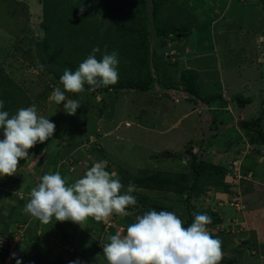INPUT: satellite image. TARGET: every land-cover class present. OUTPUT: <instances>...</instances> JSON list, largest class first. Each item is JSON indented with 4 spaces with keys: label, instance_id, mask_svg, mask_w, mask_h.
Returning <instances> with one entry per match:
<instances>
[{
    "label": "rangeland",
    "instance_id": "rangeland-1",
    "mask_svg": "<svg viewBox=\"0 0 264 264\" xmlns=\"http://www.w3.org/2000/svg\"><path fill=\"white\" fill-rule=\"evenodd\" d=\"M16 1L11 2L10 0H0V24L5 23L8 28L12 26L11 28L15 33L13 40H8L9 44H7L9 46L7 49L5 48L0 51L3 57L7 59V56L13 50L11 52L12 55L8 58L9 63L12 64L11 68L7 71V73H4L2 69L0 70V100L4 103V107L3 109H0V111H7L9 113V117H11L16 114L18 109L34 105L36 106L39 115L50 119L56 125L53 137L42 143L44 145L41 146L42 150H39V153L35 152V148L37 144H39L37 143L29 150V157L20 161V170L24 169L26 164L25 162H27V160L31 162L34 159L35 161V159L41 158L42 153L46 152V154L50 155V152H52V155L55 158L54 154L58 150L57 145H59L61 137L63 146L56 154V156H58L57 159L59 160L56 162L57 167L64 168L68 175L71 173L81 174L82 172L81 176H83V174L95 162L107 161L106 170L116 172L117 177L125 186V189L130 182L133 183L132 179L135 178L139 179L161 172L172 174L187 173L190 152H193V149H197L195 153L201 161L203 160L205 163L216 165L222 170L229 164V171L231 169L230 165H232V171H235L237 176L239 173L247 171H244L242 166L245 165V167H247V163L245 162L247 160L249 161L250 158L253 159V157L255 158V161L253 160V164L255 165L256 163L255 167L258 169V172H262L264 170V164L258 166L257 162V160H264V151L260 149L261 146L250 142V137H256L255 134L251 136V133L240 129L237 134L239 136L241 135L240 137L243 139V141L240 140L241 142L236 141L237 138H235L232 133L226 135L227 147L228 143H235L238 146L242 145V148L240 147V151L236 153L237 155L240 154V157H234V159H230L228 157V162L223 158L219 160L220 156L224 155V153H222V149H219L221 150V153L212 149L207 150V152L204 151L205 146H209V142H214V140H212L213 136H220L223 134L220 138L225 140V132H221L223 130V125L219 124L218 121H215V127L211 129V125L208 126V117H202L200 120L201 125L196 124V127L198 126L199 128L197 129L194 126L197 121L193 119L191 115V117L188 118L187 116L183 120L179 121L173 128L171 127L177 121V117L175 116L176 113L169 111L164 114L163 110L168 108L166 102L172 104L174 98L173 100L163 99L160 102V99L157 98L167 95L168 90H165V84L172 80V76H170L169 72V66L172 63L171 61L174 60V52L172 50H154L155 56L162 55L165 57L166 62L164 65H155V67H153L154 74L155 71H160L161 75L159 78H157L156 75H153L155 77V82L154 87L150 90L151 92H135L131 89H122L111 90L108 93L90 91H83L79 94L66 93L69 99L79 100L81 105V107L77 109L75 115H68L64 111L63 104L58 105L49 99L55 88L60 87L61 90H63V88L62 85L48 73L46 66L42 62L43 54L41 51V42L45 39V32L41 28L43 22L45 21V26L49 29L50 38L48 43L51 44L49 47L53 50V58L57 57L59 59L61 57L73 59L79 67L80 63H82L87 56L91 54L93 47H99L101 45L105 35L111 36L113 40V32L108 31V29L113 28L114 30L117 28L120 19H125V24L127 23V26L135 24V27L138 26L139 22L137 21H140V19H130V14H127V17L119 16L125 5L121 4L123 0ZM44 1H46L47 4H51L56 10V13H58L57 19H46V17L43 16L44 5H46V2ZM207 1L208 0H198L196 4H192V2H190L189 11L187 8L183 7V0H171V7L173 11L169 13H164L162 11L158 12V22L169 27L172 25L175 29L178 28V26L190 28L188 33H185L186 37L184 39H186L189 36H193V34H191L193 28L196 36L197 27L199 26L200 21L203 32L198 48L202 50L204 49L203 46H209L213 43L212 36L209 33L212 23L211 19H215L218 16V13L222 11L221 8L223 6L222 0H212L215 1L216 6L212 3H208ZM235 1L237 0H233V2ZM176 2L181 3V6L176 7L174 4ZM82 6L85 8L83 13L80 12V7ZM234 9L235 7L233 6L230 11H234ZM139 10L134 9V12L138 17V13H141ZM251 10L252 9L249 8L246 9L242 15L241 23L237 20L235 23L232 22V30L235 28L238 29L239 27H236L238 24H241L242 30L245 28L250 29L252 26L258 24L259 20L257 19L264 17V14L261 15L259 9H254V12H251ZM68 11L74 12L76 16L71 18L72 16L68 14ZM85 14H88L89 18L85 19L86 25H83V19H79L78 17L81 15L84 16ZM196 15H200V20L196 19ZM144 16L146 19V17H148V13L144 14ZM193 16L194 18H192ZM67 18H71L76 22L78 28L76 31H72L73 28L65 24ZM51 21L53 23H51ZM146 21H148L147 24L150 29L151 23L149 21H151V19ZM2 27L5 26L2 25ZM81 27L83 29H79ZM220 27L227 29V19L221 20L216 24L215 32H217V28ZM90 30H93L94 34H92V40L89 43L91 44V47L89 48L87 46L88 43L86 42V38ZM174 31L175 30L172 32ZM238 35L239 37L236 36L235 32L231 35H227V30H225L223 34L216 37V42L220 45L242 44L241 35ZM246 37L247 36H245L244 40ZM150 42L151 44L153 43L154 49L155 46H157L158 41L152 40L150 37ZM108 43L109 41L107 42V40L104 42V44ZM173 44L174 43H172V45ZM6 51L7 53L4 54L3 52ZM101 55L102 54H100V52L97 53V58L99 59ZM220 56L221 67L224 70V73L221 75V90H217L214 85L209 83V81L215 82V79L212 78L213 76L211 77L210 74L205 75L204 85L201 83L196 84L200 96L203 95V97H208V99H210L209 102L214 101L213 104L215 106L221 104L223 105L224 98L227 100V96L225 94L231 95V90L238 89L240 83L248 80L249 77L252 78L253 76H248L246 74L247 70L245 69V73H243L242 76L240 74V78L237 79L236 74L227 72V51H222ZM214 57L215 56L212 55L210 58L213 59V62L211 61L212 65H216L214 61L217 57H215V60ZM1 58L0 63L4 64L7 62ZM126 58L127 60L130 58L132 59L130 55L129 57L126 56ZM232 59L235 60L234 64L241 65L243 62V56L240 55L238 50H236V56L232 57ZM69 61L72 62V60ZM123 61L125 60L119 58L118 69L123 67ZM127 64H129V61H127ZM178 81L179 80L177 79L175 83L178 84ZM14 86L17 87L14 88ZM16 89L20 91L22 97H26L28 101V103L26 101L27 105L23 102L21 107L10 106L12 101H21L20 96L14 94ZM2 93L3 96H1ZM7 93L8 95L11 93L13 96L7 98ZM216 93H220L224 96L223 100H221L220 94L215 96ZM236 94L245 98L248 95V97L253 99V104H258L259 101L264 102V92L261 96H259L256 94L255 90H252L251 88L249 89L248 87H242L240 91L236 92ZM252 95L255 97L253 98ZM187 96L192 102H196L197 99H199L195 96ZM236 99L237 98H235V100ZM233 103L237 106L236 102ZM261 105H252L253 107H250V110L254 111L250 116V120H259L262 114H264L262 113L263 111L261 110ZM178 107L180 108L179 111H182L181 107L184 111H187L190 108L188 104L183 102L178 105ZM222 114L224 115L227 113L223 112ZM238 116H240L239 113L236 114L234 121H242V119H239ZM124 118L126 121L131 123L129 126H126L123 122H121ZM68 120L70 121L67 122ZM263 120L264 118L260 120L261 126L264 125ZM147 121L150 122L148 123L150 125H147ZM129 122H127V124H129ZM98 123H102V131L114 130L110 131L111 133L109 135L104 136L101 132L95 131L96 127L98 128ZM228 123H232V121H226V123L223 124ZM65 124H69L71 127V133L68 131L70 133L68 137H65V132H67V125L65 126ZM238 125L239 124H237V126ZM230 126L232 127V124L227 127ZM164 130L168 131L163 132ZM198 131H202L203 136H201L200 133L199 135L202 137L201 139L203 142L200 141L201 139L197 141L199 138L197 136ZM86 140L88 142L83 143ZM201 144H205L202 150L199 149L202 148ZM220 148H224V146L220 145ZM44 149L45 152H43ZM209 153L210 156H208ZM229 154L235 153L229 152ZM70 155L72 156L71 162L69 163L67 161V163H63V159L69 157ZM75 155H77V158H74ZM236 161L242 163V166L240 165L239 167V163ZM78 162H80V164ZM225 170L223 171L225 172ZM50 172L51 171L49 170L47 173ZM81 176L75 178H65L68 179L69 183H72L75 179ZM227 178L228 176L226 173L224 182L231 183V181L227 180ZM240 184H242V182ZM238 189L242 195L243 188L241 187L240 189V187L236 185L234 187H230L229 190L231 192L228 193H223L221 188H217L215 190L210 188L206 193V197L201 196L200 199H195L193 201L192 206H186L185 201L183 200V195H178L172 191L163 192V194H161L148 188L141 189L137 187V191L133 193L136 197L137 204L135 206H130L127 209V216L114 214L109 218V220L107 219V221L101 222H96L94 219L89 218L87 222L82 225L71 221L58 222L55 218H53L48 224H44L40 221L39 223L37 221V224L36 222L27 223V227L23 231V238L17 241L16 250L24 256L25 254L22 250L27 251L28 255H26V262L29 264H40V262L43 263L49 258L54 260V257L56 259L61 258L66 264H71V262L77 259L81 261V264H106L107 261L103 255L101 244L108 242V237L114 235V230L117 232L123 229L126 233L127 226L135 221V217L137 215H141L145 211L153 209L157 211H174L183 220L184 224L189 219L190 213L193 215L192 221L194 220L195 214L206 213L212 218L213 208L221 207L220 204L225 202L227 198L228 201H230L231 198L229 197L233 198L234 193L238 192ZM218 192L222 193L226 197H223L224 199L221 198L223 201H220L219 198L218 200L214 199L215 194ZM238 200L243 208L242 199ZM241 206L237 207L240 211ZM10 209L11 208L7 207L5 212L8 214ZM227 210L231 215L237 214L232 207L227 206ZM227 210L225 212H227ZM238 216L239 215H236L234 217ZM18 219L19 222H25L26 216L20 215ZM228 221L227 230L229 228ZM7 224V219L0 217V233L7 234ZM107 224L109 225L108 227L105 226ZM36 226H39L40 230L43 232L40 238L36 237V233H38L37 231L39 230V227ZM67 226H69V229ZM100 228H102V231ZM208 229L215 238V232L217 233V230H220L221 228L212 226ZM26 231L27 236L25 235ZM30 235L33 237H30ZM244 253L249 258L246 264H260L258 263L259 253L251 255L246 248H244ZM223 258L224 252H222L221 259ZM17 259H19L22 264V257L15 258L13 264H17ZM229 259L233 260L234 264H241L238 259V255L227 257V260Z\"/></svg>",
    "mask_w": 264,
    "mask_h": 264
},
{
    "label": "clouds",
    "instance_id": "clouds-1",
    "mask_svg": "<svg viewBox=\"0 0 264 264\" xmlns=\"http://www.w3.org/2000/svg\"><path fill=\"white\" fill-rule=\"evenodd\" d=\"M84 11L85 8L80 7V12ZM99 52L100 49L94 47L77 70L65 69L60 77L63 90L57 87L49 97L56 104H63L68 115H75L81 105L79 100L69 99L66 93H82L85 84L90 86L89 91H95L115 84L119 78L118 53L105 51L98 59ZM3 107L0 100V109ZM55 129L56 125L39 115L34 105L18 109L11 117L7 111H0V177L15 175L20 161L29 157V150L52 138ZM69 160L67 157L62 162ZM106 166L107 161L95 162L72 183L58 171L45 173L31 188L24 213L44 224L53 218L82 225L89 218L101 222L114 214L127 216V209L137 204L133 195L137 187L130 182L125 189L117 173L106 170ZM211 223L212 218L206 213L195 214L190 226L185 227L174 211L148 210L135 217L126 233L122 229L109 236L108 242L101 244L103 255L107 264H219L222 242L210 233L208 225ZM21 226L24 229L27 224ZM19 257L22 255L18 252L16 258ZM17 264H21L19 259ZM71 264H81V261L77 259Z\"/></svg>",
    "mask_w": 264,
    "mask_h": 264
},
{
    "label": "crops",
    "instance_id": "crops-1",
    "mask_svg": "<svg viewBox=\"0 0 264 264\" xmlns=\"http://www.w3.org/2000/svg\"><path fill=\"white\" fill-rule=\"evenodd\" d=\"M10 1L15 2L16 0H10ZM183 1H184L183 7L187 8L190 11L189 9L190 2H192V4L193 3L196 4L198 0H183ZM207 2L212 3L216 6L215 1L208 0ZM222 3H223V6L221 8L222 11L218 13V16L215 19H211L212 23H211V28L209 31V33L212 36V40H213V41L211 40L213 42L211 45L203 46L204 49L202 50L198 48V45L200 43V39L202 36V32H203L201 29L200 21H199V26L197 27L196 36L194 34V28H193V30L191 31L192 33L190 32L191 34H193L192 37L189 36L186 39L183 38L182 40L175 42L173 45L169 44L167 46V51L172 50L174 52V57H173L174 60L171 61L172 63L169 66V69H170L169 72L173 76H178L179 78L184 71H193L197 75L198 83H201L203 85L205 84V79H204L205 75L210 74V76L211 77L213 76L212 78L215 79V82L209 81V83L214 85V87L217 90L219 89L221 90L222 88L221 75L224 73V70L221 67V61H220L221 56L220 55L222 51H227V55H228L227 56L228 57L227 72L236 74L237 75L236 78L239 79L240 74L242 76V74L245 73V69H246L247 70L246 74L248 76L253 75L252 78L249 77L248 80H245L244 82L240 83V86L238 89L231 90L232 92L231 95L225 94L227 96V100L225 98L223 100L224 96H222L220 93H216V94H220L221 100H223V103H225L223 104L224 106L222 104L215 106L213 104L214 101L209 102L208 97H203V95L200 96V94L197 96V98L199 99H197L196 102H192L191 99L188 98V96L183 92V89H181V86H178L177 88H174V89H168L167 95H163L157 99H160L159 100L160 102L163 99L173 100L174 98L172 104L166 102L168 108H165L163 110L164 114L169 111H172V113L173 112L176 113L175 116L177 117V121L175 122V124L171 126L172 128L175 125H177L179 121L183 120L187 116L189 118L191 117V115L193 119L197 121V123L195 124L193 123L195 127H196V124L201 125L200 120L202 117H208L209 119L208 126L211 125V129L215 127V121L216 122L218 121L219 124H222L223 130L221 132H225V140L220 138V136L222 137L223 134L220 136L218 135L213 136L212 140H214V142L213 143L209 142V146L208 147L205 146L204 151L207 152V150L212 149L214 151H218L221 153V150L219 149H222L223 151L222 153H224V155L220 156L219 160L223 158L224 160L228 161L229 160L227 159L228 157L230 159H234V157H240V154L237 155L236 153L240 151V147L242 148V145L238 146L235 143L233 144L228 143L229 148L227 147V136H226L227 134L232 133L235 136V138H237L236 141H240V140L243 141V139H241L240 137L241 135L239 136L237 134L239 133V130L242 128L240 125L237 126V124H239L240 121H237V122L234 121L236 114L238 113L240 114V116L238 117L239 119H242L243 122L251 121L250 116L254 111H251L250 107H253L252 105L258 106L261 104H262L261 110L263 111L262 113H264V107H263L264 102L259 101L258 104L256 103L253 104V99L251 97H248L247 95L246 98L243 97V99H246L247 102L244 105V107H241L239 106L238 102L235 100V98L238 97L236 92L240 91L242 87H248L249 89L251 88L252 90H255L256 94L259 96H261V94L264 92V57L263 56L261 57V50L259 49V42L264 40V17L261 19H257L259 20L257 25L252 26L250 29L245 28L244 30H242L241 24H238L236 26V27H239L238 29L235 28L234 30H232V26H233L232 22L235 23L237 20L239 23H241L242 15L248 8L252 9L251 12L252 11L254 12V9H259L261 12V15L264 14V0H237L235 2H233V0H222ZM233 6L235 7L234 11H230ZM199 16L200 15H196L195 16L196 19H199ZM192 18H194V16ZM224 19H227V29L224 27H220V28H217L218 31L215 32L216 24L219 21L224 20ZM0 25H1L0 26V51H1L5 48L7 49V47L9 46L8 40L10 41L13 40L15 33L13 32L11 28L12 26L8 28L7 24L5 23L0 24ZM2 25L5 27H2ZM225 30H227V35H231L233 32H235L236 36L239 37L238 34H240L242 44L238 43L236 45L235 44L220 45L218 42H216V37L223 34ZM245 36L247 37L244 40ZM236 50H238L240 52V55L243 56V62L241 65L234 64L235 60L232 59V57L236 56ZM3 53L6 54L7 51ZM212 55L217 57L216 58L217 61L215 60V57H214V60H215L214 63H216V65L211 64V61L213 62V59H210ZM1 57H3V55L0 52V58ZM252 97L254 98L255 96L252 95ZM182 102L188 104V106L190 107L187 111H184L182 107H181L182 111H179L180 108L178 107V105H180ZM233 102H236L237 106H235ZM223 112L227 114L223 115L222 114ZM263 118H264V114H262V119ZM230 120L232 121V127L231 126L227 127L231 125V123L223 124V123H226V121L229 122ZM69 121L70 120H68L67 122ZM121 122H123L124 125L126 126H129L131 124L129 121H126L125 118L122 119ZM127 122H129V124H127ZM146 123L147 125H150L148 124L150 122L147 121ZM66 125H67V132H65V137H68L69 134L71 133V127L69 124H65V126ZM97 126L98 128L96 127L95 131L101 132L102 134H104V136L109 135L111 133L110 131L114 130L112 129L109 131H102L103 129L102 123H98ZM196 128L199 129L198 126ZM68 131H70V133ZM166 131L168 130H164L163 132H166ZM199 133L201 134V136H203L202 131L201 132L198 131L197 136L199 138L197 139V141L202 138L199 135ZM60 134L63 135L62 133ZM61 138H60L59 145H57L58 150H60L63 146V141ZM220 139H222L223 142ZM200 141L203 142L202 139ZM204 145L205 144H201L202 148H199V149L202 150ZM220 145H223L224 148H220ZM41 146H44V145L40 143L37 144L35 148V152L39 153V150H42ZM260 149L264 151V146H261ZM58 150L55 152L54 154L55 158H54V156L52 155L53 154L52 152H50V155H48L46 154L45 149H44L43 152L45 153L41 154L42 155L41 158H37L35 159V161L33 159L31 162L27 160L28 163L25 162L26 164H25L24 169L20 170V167H18L15 175L10 176V177H7V176L0 177V209H1L0 217L3 219L5 218L8 221L7 234H4V235H7V236L15 235L16 231L18 230V226L25 225L27 223H33V222H36L37 224V221L39 223L38 219L31 217L28 214H25L23 209L29 200V194H30L31 188L35 187L40 182L42 175L47 173L49 170L51 171L50 173H55L58 171L61 173L63 177H67V178L69 177L75 178V177L82 175V172L81 174L71 173L68 175V173L66 172L64 168L57 167L56 162L58 160L57 159L58 156H56V154L58 153ZM193 151L196 152L197 149H193ZM229 152L235 153V154H229ZM208 156H210V153ZM68 158L71 160L72 156L70 155ZM253 160L255 161L254 157L253 159L250 158L249 161L248 160L246 162L243 161L247 163L248 169L247 167H245V165L242 166L241 165L242 163H240L239 161H236L237 163H239V167L241 165L244 171L247 170L245 172L239 173V177L236 175H233L234 172L232 171V165H230V168H231L230 173L227 174L228 176L227 180L233 183H236V185L240 187V189L241 187L243 188L242 195L240 194L239 189L237 192L240 195L238 199H242V202L244 203V204L242 203L243 208L241 206V211L240 209H236L235 207L230 206L237 213L236 215H239V216L234 217L236 215L229 214L227 210V204H224L223 202L220 204L221 207H216V208H213L212 210L213 212L212 218H215L216 220L220 221V224L216 226L221 228L220 230H223V231L217 230V233L215 232L216 234L215 238H218L219 240H221L222 252H224V258L221 259L223 261L220 260L219 264H225L229 262L231 259L227 260V257H233L236 255H238V259L240 260L241 264H246L249 258L244 253V248H246L248 252H250L251 255H254L255 253H259L258 263L264 264V259H263V254H264V170L262 172L261 171L258 172V169L255 167L256 163L254 165ZM257 162H258V166H261V164H264V160L262 161L257 160ZM78 163L80 164V162ZM228 165H226L227 170L229 168ZM19 166L21 165L19 164ZM239 178H241L242 180ZM241 182L242 184H240ZM223 197L225 196L222 193L218 192L215 194L214 199L218 200L219 198L220 201H223L221 200V198L224 199ZM7 207L11 208L8 214L7 212H5V209H7ZM226 210L227 212H225ZM20 215L26 216L25 222H19L18 218ZM227 221H228L229 226H231L233 221L236 222V225L233 227V229L228 232L224 230L227 228ZM69 226H67L68 229H69ZM105 226L108 227L109 225L107 224ZM36 227H39V226H36ZM24 229L22 230L20 229L21 230L20 232L24 233L23 232ZM38 229H39L37 231L38 233H36L37 238H39V236L43 234V232L40 230V227ZM100 230L102 231V228H100ZM27 231L25 232V235L27 234ZM115 232L116 230H114V234ZM30 237H33V236L30 235ZM20 239L21 238H19L18 241ZM22 251L25 254V256L22 255V258H23L22 264H29L26 262V255H28L27 251L26 250H22Z\"/></svg>",
    "mask_w": 264,
    "mask_h": 264
},
{
    "label": "trees",
    "instance_id": "trees-1",
    "mask_svg": "<svg viewBox=\"0 0 264 264\" xmlns=\"http://www.w3.org/2000/svg\"><path fill=\"white\" fill-rule=\"evenodd\" d=\"M122 2L121 4L123 5L125 4V5L124 8L122 9L123 11L119 14V16L127 17V14L128 15L130 14L129 17L130 19L132 18L140 19V21H137L139 22V24L136 27L134 26L135 24H130L127 26V23L125 24V19H120L117 28H115L114 30L113 28L108 29V31L113 32L114 37L112 40L111 36L105 35V38H103L101 45L98 47L100 48V54L104 53L105 51H107L108 53L116 51L118 53V57L125 60L123 61L124 65L123 67H121V69H118L119 78L115 84L109 85L107 87L102 86L97 88L95 91H90V92L108 93L111 90H122V89H131L135 92L150 91L152 87H154V82H155L154 76L156 75L157 78H159L161 75L160 71H155L154 74L153 67H155V65L157 66L164 65L166 62L165 57H163L162 55L155 56V51L164 50V49L167 50V46L169 44L182 40L183 38L186 37V34L190 30V28L184 26H178V28L175 29L174 26L172 25L169 27L158 22L157 19L158 12L162 11L164 13H169L173 11L171 7L172 6L171 0H142V1L123 0ZM174 4L176 7L181 6V3L176 2ZM134 9H138V10L140 9L139 12L141 13H138L139 17L137 16V14H135ZM68 12H69L68 14L72 16L71 18H74L76 16L74 12L71 11ZM146 13H148V17H146L145 19L144 14ZM43 16H45L46 19L52 20L58 18V13H56V10L52 7L51 4H47L46 2V5H44V9H43ZM71 18H67L65 24L73 28L72 31H76V29H78L77 24ZM78 18L83 19L82 24L86 25L85 19H88L89 16L88 14H85L84 16L81 15ZM148 19H151V21H149L151 23L150 29L147 24L148 21H146ZM51 23L53 22L51 21ZM45 25L46 23L44 21L41 26L42 30L45 32L44 33L45 39L41 42V51L43 54L42 62L46 66L48 73L51 74L52 77L60 83V77L65 71L64 69L75 71L78 69V64L73 59H66L61 57L59 59L57 57L53 58L54 57L53 50L50 49L49 46L51 44L48 43V40L50 38L49 35L50 33H49V29ZM79 29H83V28L81 27ZM173 30L175 31L172 32ZM92 34H94V31L90 30L86 38V42L88 43L87 46L89 48L91 47V44L89 43L92 40ZM150 37L152 38V40L158 41L157 46H155L154 49H153V43L151 44L150 42ZM106 40L107 42L109 41L108 44H104ZM11 52L7 56V59L4 57L1 58L2 60L7 61L4 64L0 63V70L2 69L4 73H7V71L12 66V64L9 63L8 61L9 60L8 58L12 55ZM129 55L132 57V59L130 58L127 60L126 56L129 57ZM69 60H72V62H70ZM126 60L129 61V64H127ZM170 76H172L171 77L172 80L168 81V83L165 84V90L174 89L177 88L178 86H181V89H183V92L185 94L195 97L199 95L196 86V84L198 83L197 75L193 71H184L179 78L178 76H173L172 74H170ZM177 79L179 80L178 84L175 83ZM16 87L14 86V88ZM89 88H90L89 85L87 84L84 85V89H85L84 91L86 92L89 91ZM14 94L20 96L21 101H12L10 104L11 107H15V106L21 107L23 105V102L26 103L27 101L26 97L25 96L22 97V94L18 89H16V92ZM1 96H3V93ZM11 96L13 95L10 93L6 97L8 98ZM215 96H218V94H216ZM236 101L241 107H244V105L247 102V100L243 99V97L241 96H238ZM261 119L262 116L260 117L259 120L257 119L256 121L255 120L246 121V122L240 121L239 125L244 131L251 133L252 134L251 136H253V134L256 135V137H250V142L252 144L256 143V145L264 146V126L260 125ZM0 138H2V131H0ZM87 142L88 141L86 140L83 143H87ZM74 158H77V155H75ZM188 163H189V167L187 173L172 174V173L161 172V173H155L153 175H148L139 179L135 178L132 180L133 183L136 185V187L141 189L148 188L154 192L161 194H163V192L172 191L178 195H183V200L185 201L186 206L189 205L192 206L193 201L195 199H200L201 196L206 197V193L209 191L210 188H212L213 190L217 188H221L223 193H228L231 192L229 188L234 187L236 185L233 182L231 183L224 182L225 175L227 173L226 167L223 169V170L226 169L224 172L216 165L205 163L203 160L201 161L198 158L197 154L194 151L190 152V160ZM234 196L239 197V194L235 192L233 197ZM228 202L229 201L227 199V203ZM227 206L229 207L228 204ZM192 218L193 215L190 213L189 219L184 224L185 227L190 226V224L193 222ZM218 224H220V221L216 220L215 218H212V223L208 225V228L212 226H216ZM40 264H66V263L63 262L61 258L56 259L54 257V260L52 258H49L45 260L43 263L40 262ZM225 264H234V261L230 260Z\"/></svg>",
    "mask_w": 264,
    "mask_h": 264
},
{
    "label": "built area",
    "instance_id": "built-area-1",
    "mask_svg": "<svg viewBox=\"0 0 264 264\" xmlns=\"http://www.w3.org/2000/svg\"><path fill=\"white\" fill-rule=\"evenodd\" d=\"M260 50H261V57H264V40L260 43ZM69 163L71 160L68 161ZM233 175L237 176V173H233ZM239 177V174H238ZM224 204H228L229 206L237 207L241 206L240 201L238 200V197H233L231 200L227 203V201L223 202ZM236 225V222L233 221L231 226H229L228 230L227 228L224 229L226 232L233 229V227ZM22 229V226H19V230L16 231L15 235L11 237L0 235V264H11L13 259H15L18 256V252L16 251V243L18 238L22 236V232H20ZM13 254H15V258H13Z\"/></svg>",
    "mask_w": 264,
    "mask_h": 264
}]
</instances>
